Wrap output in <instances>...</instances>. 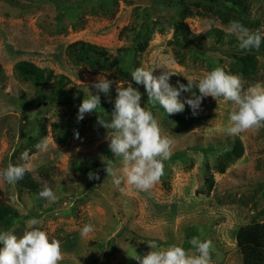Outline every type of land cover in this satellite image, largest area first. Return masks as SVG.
<instances>
[{
    "label": "rangeland",
    "instance_id": "obj_1",
    "mask_svg": "<svg viewBox=\"0 0 264 264\" xmlns=\"http://www.w3.org/2000/svg\"><path fill=\"white\" fill-rule=\"evenodd\" d=\"M54 1L57 4L0 0V170L9 163H24L20 157L27 150L31 158L27 172L39 185L35 193L0 178V205L22 216L12 226L0 224V230L14 228L21 235L30 219H39L41 230L61 241L64 257L60 264H138L131 257L134 249L141 256L150 251L148 237L160 247L177 244L192 253L195 249L188 241L193 236L212 241L214 264H243V252L236 246L238 230L253 223L264 225V128L233 136L227 131L234 107L230 102L206 97L195 114L185 105L182 113L167 116L159 105L149 108L145 92L141 105L153 112L162 135L169 136L173 144L159 183L149 191H137L122 173L117 186L104 171L107 161L103 163L101 157H118L108 148L106 137L112 130L101 127L97 117L110 122L113 110H96L81 121H77L78 107L69 102H48L22 111L17 99H37L40 94L14 66L29 62L65 76L70 82L67 88L76 91L83 86L81 94L75 95L78 103L87 95L88 86L100 95L101 103L113 106L115 84L107 97L91 88L99 75H107L117 85L133 83L140 88L115 67L93 68L69 55L66 48L83 41L116 54L131 43L129 30L136 23L137 9L155 7L145 45L132 56L135 68H155L154 76L166 70L173 74L168 82L175 87L177 81L187 85L186 79L198 81L221 66L240 75L247 88L264 82L262 50L221 47L208 38L206 52L198 53L173 36L172 21L180 19L193 34L214 28L228 34L229 22L236 20L264 35V0H250L246 15L185 0L182 16L171 6L159 7V0ZM246 54L256 58L253 75L242 73L233 59V55ZM51 87L42 95L50 94ZM191 96L181 93L180 99L183 102ZM42 139L47 140L46 151L35 148ZM235 139L242 146L240 155L232 149ZM115 163L121 166V160ZM90 171L99 179L89 180ZM45 184L57 194L55 203L38 197ZM85 224L93 225L94 231L82 236ZM110 241L112 245L107 246Z\"/></svg>",
    "mask_w": 264,
    "mask_h": 264
},
{
    "label": "clouds",
    "instance_id": "obj_2",
    "mask_svg": "<svg viewBox=\"0 0 264 264\" xmlns=\"http://www.w3.org/2000/svg\"><path fill=\"white\" fill-rule=\"evenodd\" d=\"M226 30L236 38L241 50L258 49L264 40L259 30H250L240 21H230ZM167 63L172 64L174 61L168 60ZM154 70L136 67L131 71V80L136 85H143L148 97L147 103L159 105L167 116L182 113L185 105L195 114L202 100L211 97L234 105L229 113L230 126L227 131L230 135L237 136L264 128V82H256L246 88L247 82L240 75L230 74L223 67L216 66L198 81L186 79L187 85L177 81L173 87L168 82L173 74L165 70L161 75L154 76ZM113 84L116 85V97L111 121L105 122L97 117V123L104 129L112 130V134L106 137L108 148L113 157L120 158L121 166L118 167L113 159L101 157L103 163L107 161L104 163V171L117 186L122 182V173L129 186L137 191H149L164 175V161L170 159L173 140L162 135L159 121L151 110L141 105L142 94L133 87V83L117 85L107 75H99L91 88L107 97ZM85 87L87 95H84L78 107L77 121L83 120L86 114L96 112L98 108L102 109L100 95L93 94L88 86ZM181 93H192V96L182 102ZM76 135L78 137V133ZM47 147L46 139L35 145L38 151H46ZM20 159L24 163H9L0 170V178L6 183L16 184L23 179L30 167L29 151L21 153ZM87 175L89 180L99 179L95 172L90 171ZM38 197L49 203L58 200L57 194L47 184L38 193ZM27 224L28 227L21 235H17L14 228L0 230V264H60L64 257L61 241L50 239L48 233L41 230L39 219L32 218ZM93 231V225L85 224L81 235L87 236ZM188 243L195 249L194 252L189 253L177 244L163 248L156 241L150 240L147 242L150 251L141 256L134 249L131 258L138 264H214L212 254L215 248L211 240L193 236Z\"/></svg>",
    "mask_w": 264,
    "mask_h": 264
},
{
    "label": "trees",
    "instance_id": "obj_3",
    "mask_svg": "<svg viewBox=\"0 0 264 264\" xmlns=\"http://www.w3.org/2000/svg\"><path fill=\"white\" fill-rule=\"evenodd\" d=\"M10 1V0H6ZM46 2H54V0H45ZM203 1L209 6L225 9L237 14H247L250 0H199ZM166 2L168 4H166ZM162 9H166L167 6H171L178 15L182 16L184 12L185 0H159L157 3ZM61 5V4H60ZM58 6V5H56ZM155 7H146L144 9H137V19L133 28H130V45L126 48H120L116 54H113L108 49L92 45L83 41H76L67 46L66 52L69 55L74 56L76 59L82 60L95 67H115L121 75L129 77L131 80V71L135 69L132 63V56L143 49L147 35L151 31V26L154 17ZM174 29V37L178 38L184 45L195 49L198 53L206 52L205 41L209 38L218 46H229V48L240 49L238 47V41L233 35L223 33L221 30L214 28L205 33L193 34L187 26L180 20L172 21ZM263 53L264 62V40L258 48ZM234 61L238 64L241 72L248 75H253L256 70V58L252 54L233 55ZM16 73L22 77L32 81L33 85L39 91V97L37 99L24 100V98L17 99V106L19 105L22 111H29L38 108L40 105L48 102H69L74 107H79L80 103L76 102L75 95L81 94L83 86H77L76 91L67 88L69 79L63 75H56L51 70L40 69L37 66L29 62H18L14 66ZM132 81V80H131ZM51 84V93L42 95L43 90ZM136 85V84H135ZM140 88L139 92L145 94L143 85H137ZM151 110L158 108V105L152 106L147 103ZM74 108V109H76ZM101 108L97 111L108 113L113 110V106L108 103H101ZM55 126V125H54ZM70 128L66 131H69ZM232 149L237 155L241 154L242 146L238 139L233 141ZM106 159H113L114 162L120 160V158H112L106 156ZM23 188L32 192L39 191V185L36 184L29 176V172L26 171L23 179L17 182ZM22 220V216L18 215L15 210L6 206L0 205V224L6 226H12L19 223ZM124 231V230H122ZM119 234V233H118ZM145 240H154L149 237ZM156 240V239H155ZM237 247L243 252L244 260L243 264H264V225L253 223L245 227H241L236 236ZM112 241L107 243V246H111Z\"/></svg>",
    "mask_w": 264,
    "mask_h": 264
}]
</instances>
